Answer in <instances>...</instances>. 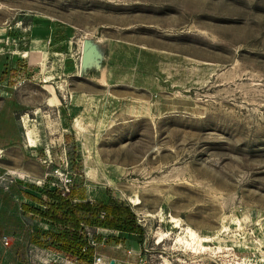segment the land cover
<instances>
[{
    "label": "rangeland",
    "instance_id": "374dc122",
    "mask_svg": "<svg viewBox=\"0 0 264 264\" xmlns=\"http://www.w3.org/2000/svg\"><path fill=\"white\" fill-rule=\"evenodd\" d=\"M82 40L109 44L115 77L149 78L146 111L112 99L74 119L75 87L93 86L65 75ZM12 70L0 85L18 102L20 146L25 133L43 161L39 187L80 186L142 228L141 242L96 229L110 241L92 264H264V0H0V73ZM72 123L94 132L79 141ZM3 175L0 264H76L28 242L43 225Z\"/></svg>",
    "mask_w": 264,
    "mask_h": 264
},
{
    "label": "crops",
    "instance_id": "0c3cea01",
    "mask_svg": "<svg viewBox=\"0 0 264 264\" xmlns=\"http://www.w3.org/2000/svg\"><path fill=\"white\" fill-rule=\"evenodd\" d=\"M88 45L94 48V58H88V54L86 53ZM80 46V56L75 68L73 65L67 67L65 75H67V78H84L90 81L94 87L91 86L92 89L89 90L90 92L83 91L84 89L79 88V86L75 87L77 94L76 98L71 100V106L72 109L79 110V114H77L74 119L84 112L86 113L87 119H90L87 109L90 106L89 103H92L94 108L102 104L104 105V103H109L112 99L118 102V106L122 104L125 106V110L131 112L146 111L148 105L150 107L151 101L154 100L155 97L153 95V85H150L149 78H146V80L144 77L138 78V82H141V85L136 86V83L133 81H127V79L123 77H115L113 72L115 69L112 67L113 56L111 55V49L107 42H101L99 40L88 42L87 40H82ZM63 52L64 50L58 49L53 53ZM21 55L22 57H28L30 60L34 58L28 51H22ZM62 73L64 72L62 71ZM14 75V70L7 72V74L3 71L0 73V84H3L8 79H14ZM144 81L146 85H144ZM16 101L17 100L12 96V90L7 88L4 89L2 86L0 87V170H2L3 176L8 179L9 183L12 182L13 184L14 182H18V188H20L21 191L37 195V192L30 189L28 185L40 186L39 183L43 180V175L42 173L40 174L38 168H43V161H36L37 151H32L34 147H27L30 145L26 144L25 133L24 137L21 134L22 146L19 144L20 137L13 116L14 110L17 108L18 104ZM57 102L61 104V100L58 97ZM126 103H128V105ZM24 118L25 117H23V119ZM102 118L104 119L105 116ZM28 120L30 121V119H24V127L28 131L29 143L33 144L32 134L27 127ZM73 124L74 123L71 125V130L79 141L84 139L88 140L90 135L94 132L93 124V131L91 133H87L85 137H79L74 131ZM84 156H86L85 153ZM26 201L32 203L29 200Z\"/></svg>",
    "mask_w": 264,
    "mask_h": 264
},
{
    "label": "trees",
    "instance_id": "16d2710c",
    "mask_svg": "<svg viewBox=\"0 0 264 264\" xmlns=\"http://www.w3.org/2000/svg\"><path fill=\"white\" fill-rule=\"evenodd\" d=\"M64 138L67 140L68 136L65 134ZM47 180L51 178L47 176ZM10 185V193L17 194L35 205L23 203V211L30 219L43 225H32L28 228V242L46 250L62 253L76 264H92L97 245L110 241L96 232V229L123 232L140 237L139 242L142 240V228L136 223L130 208L109 201L83 200L78 196L80 186L63 188L28 185L37 192V195H34L20 189L15 190L14 185L18 186V182ZM4 195L0 190V197ZM8 200L14 204L12 199ZM2 235L0 228V236ZM115 239L118 241V238Z\"/></svg>",
    "mask_w": 264,
    "mask_h": 264
},
{
    "label": "bare ground",
    "instance_id": "6f19581e",
    "mask_svg": "<svg viewBox=\"0 0 264 264\" xmlns=\"http://www.w3.org/2000/svg\"><path fill=\"white\" fill-rule=\"evenodd\" d=\"M86 53L88 54V58H91V57H95V51H94V48L92 46H87V49H86ZM86 54V55H87ZM30 133L32 134L33 132L30 130ZM82 133V132H81ZM191 238L192 240H196V238L198 237L196 233L192 232L191 234ZM200 240V239H199ZM191 243V242H190Z\"/></svg>",
    "mask_w": 264,
    "mask_h": 264
}]
</instances>
